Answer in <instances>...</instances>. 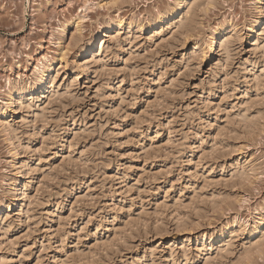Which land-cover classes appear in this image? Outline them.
<instances>
[{"label":"clouds","instance_id":"clouds-1","mask_svg":"<svg viewBox=\"0 0 264 264\" xmlns=\"http://www.w3.org/2000/svg\"><path fill=\"white\" fill-rule=\"evenodd\" d=\"M0 264H264V0H0Z\"/></svg>","mask_w":264,"mask_h":264}]
</instances>
